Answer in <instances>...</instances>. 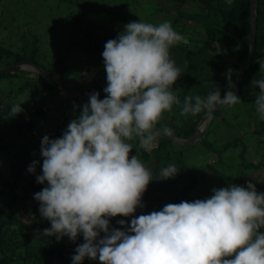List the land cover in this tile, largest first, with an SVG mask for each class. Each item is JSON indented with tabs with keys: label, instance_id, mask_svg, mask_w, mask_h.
<instances>
[{
	"label": "clouds",
	"instance_id": "obj_1",
	"mask_svg": "<svg viewBox=\"0 0 264 264\" xmlns=\"http://www.w3.org/2000/svg\"><path fill=\"white\" fill-rule=\"evenodd\" d=\"M181 43H188L187 36L168 19L125 23L101 53L103 98L92 90L86 102L73 101L74 118L61 135L41 137V172L35 180L44 186L33 198L50 227L40 235L57 241L82 237L70 264L85 258L100 264H264V191L251 180L134 215L144 207L143 193L154 179L141 149L151 153L162 134L174 135L173 128L160 123L164 114L179 105L185 118L202 114L211 120L218 107L231 108L241 100L230 90L231 68L224 73L229 86L223 95L209 80L205 95L178 96L173 85L182 68L171 48ZM251 87L259 89L254 104L264 120V72L251 80ZM11 111L22 112L21 102ZM38 163L33 159L26 171L35 173ZM179 169L169 162L160 168L159 179ZM117 215L130 220L117 219L121 227H112L110 218Z\"/></svg>",
	"mask_w": 264,
	"mask_h": 264
},
{
	"label": "rangeland",
	"instance_id": "obj_2",
	"mask_svg": "<svg viewBox=\"0 0 264 264\" xmlns=\"http://www.w3.org/2000/svg\"><path fill=\"white\" fill-rule=\"evenodd\" d=\"M204 10L199 0H184L182 4L172 0H0V45L9 46L26 54H32V50H35L33 54L44 66L53 70L64 66L69 82L75 84L78 90L100 91L106 85V73L101 56L104 43L109 38H115L125 23L139 18L153 23L168 19L177 31L191 38L187 47L191 55L196 56L202 53L197 41L204 42L206 37L195 21L183 16L179 17L178 13ZM213 43L218 46V42L213 41ZM171 55L179 60L181 55L188 56V53L181 44H177L171 48ZM1 65L3 66L0 63ZM259 65L251 80L258 77L259 72H264V57L260 59ZM251 80L248 90L257 94L259 89L251 87ZM43 82L44 79L35 74L0 80V98L3 99L0 102V172L8 179V184L12 182L13 197L22 204L17 211L28 225L33 226L34 236L40 235L43 229L39 224H33L34 218L40 215L38 208L33 209V202L36 204L35 207H38L39 203L33 198L35 191L29 184L32 173L26 171L27 165L38 158L36 172H41L42 160L39 154L41 137L44 134H48L50 138L61 135L69 120L74 118L73 101L81 104L67 98L62 92L53 98H42L37 94L36 88H40ZM176 93L181 97L183 89L178 88ZM40 100H44L40 107L42 111L35 114V108ZM20 102L23 111L14 114L11 107ZM251 104L253 108L245 107L247 103L244 104L245 106L238 104L239 109L236 105L227 108L223 113V120L220 121L226 120L228 123L220 122L213 128L214 136L209 138L214 141L218 150L233 137L242 138L245 142L244 156L247 162H251L254 166L245 169L241 166L239 144L221 152L222 161L229 168L220 173L219 166L215 162L220 154L194 142L180 149L183 158L181 161L186 167L185 172L181 169V163L176 160L177 155L174 151L178 148L174 147L170 149L172 154L168 163L174 162L180 169L172 177L159 179V171L163 167L161 162H155L152 154L141 155L144 163L151 169L154 179L149 182L143 193L144 207L137 208L134 215L159 210L164 204L178 203L182 198L183 200L203 199L211 195L213 187L226 186L229 183L244 185L245 181L251 180L258 191H264V139L258 141L259 138L264 137V134L256 135L252 132L255 127L254 120L249 118L247 113L253 110L252 116L258 118L263 126L264 120L256 113L254 102ZM174 112L178 113V105H175ZM174 112L165 113L163 120L172 122L174 119V123L178 122L182 125L183 121H180L179 117V120L170 118L169 113ZM205 138L208 139V136L205 135ZM132 153H135V149ZM241 168L244 170L241 171ZM189 173L195 176L196 182L182 196L180 191L185 186ZM120 218L130 220L129 217L117 215L110 218V225L121 227L116 223ZM42 238L68 246L75 242L70 241L66 236L59 241L55 236L42 235ZM72 254V252L65 253L67 260ZM54 260L58 259L54 258ZM85 264H100V262L88 260Z\"/></svg>",
	"mask_w": 264,
	"mask_h": 264
},
{
	"label": "trees",
	"instance_id": "obj_3",
	"mask_svg": "<svg viewBox=\"0 0 264 264\" xmlns=\"http://www.w3.org/2000/svg\"><path fill=\"white\" fill-rule=\"evenodd\" d=\"M172 1H176L179 4L184 2V0ZM199 1L203 4L205 8L204 11H181L178 13L179 17L183 16L186 19L195 21L206 37L204 42H201L200 40L197 41L198 48L202 49V53L200 52L196 56L191 55V52L188 49L189 47H187V44L190 43L191 38L187 37L188 43H181V45L188 53V56L181 55L179 60L172 57L176 61L177 65L182 68V75L173 85L175 92H177L178 88H181V90L183 89V93L181 94L182 98L187 94L205 95L209 90V80L218 84L221 89V94L223 95L225 89L229 86L224 75L225 70L228 68L233 70V83L239 68L247 57L249 50L251 0ZM213 41L218 42V46H216ZM33 51L35 52V50H32V54ZM32 54L22 53L20 51L11 49L9 46L0 45V63L3 64V66L25 60L33 61L58 75L70 87L72 86L73 88L77 89L75 84L69 82V78L66 75L64 66L53 70L50 67L39 63V61L36 59V56L34 54L33 56ZM263 57L264 0H256L255 47L251 62L239 81L238 90L236 92V95L241 98L240 102L238 103L239 105L241 104L245 106L244 104L247 103L245 107L253 108L251 103L254 102L256 94L248 90V85L252 75L260 66V59ZM185 60L188 61L187 65L184 64ZM25 74H35L37 77L44 79L41 87L36 88L37 94L41 95L42 98H53L55 95H58L62 92L66 94L67 98L69 99L76 100L79 103L86 102V100L70 94L63 88L49 81L42 73L38 71L17 69L14 71L0 72V80L7 77H18ZM78 91L83 95L89 93L83 92L81 90ZM99 93L100 98H103L105 93H103L102 90H100ZM2 101L3 99L0 98V102ZM43 103L44 100H40L37 108H35V114H38L42 111L40 107L43 105ZM238 104L235 105L239 109ZM174 107L175 105L173 106L171 112H174ZM227 108L228 107H221L215 111L213 118L206 123L201 136L194 141L201 144L202 147H205L206 149L211 148L213 151L220 154L219 158L215 161L219 166L220 173H223L225 169L229 168V166L222 161L221 152H224L232 147H237L239 144V157L241 160V166L244 169L248 166H254L251 162H247V159L244 156L245 142L242 140V138L233 137L231 141H227L222 144L220 150L215 147L214 141L209 138V136H214L215 133H212L214 132L213 128L218 126L220 122L228 123L226 120L220 121L223 120V113ZM252 112L253 110L247 113V116H249V118H253L254 120L253 122L255 127L252 132L256 135L258 133L264 134V126L262 122L257 120L258 118L253 117ZM169 114L170 118L178 119L179 117L180 121H183L182 125L181 123L178 124V122L174 123V119L172 122L162 119L160 123L173 128L174 136L187 138L194 134L197 123L204 117L202 114H199L196 117L189 116L188 118H185L180 114L179 105L177 114H175V112ZM205 135L208 136V139L205 138ZM262 139H264V137L259 138L258 141H261ZM193 143L179 145L161 135L158 147L153 149L151 153H146L142 150L141 155L149 156L152 154L155 162L160 161L163 166H166L168 159L172 154L170 149L177 147L178 149L174 151L177 155L176 160L181 163V169L185 172L186 167L182 163L183 158L180 149L184 146H190ZM36 160H38V158H36ZM243 168H241V171L244 170ZM39 173L40 172L32 173L31 177L29 178L30 187H33L35 192L41 190L43 187V185L37 183L35 180V175ZM7 180L8 179H6L0 172V264H18V262H21V264H70L71 258L67 260L65 253H73L76 245L83 242V238H77V240L72 245L68 246L65 244L53 243V241L50 239H43L42 235L34 236L32 233L33 226L28 225V223L20 217V212L17 211V208L19 210L22 204L18 199L13 197L12 182L8 184ZM195 182V176L189 173L187 182L180 191L181 195L184 196L185 192L190 190L195 185ZM183 199L184 198H182V200ZM33 204V209L36 210L38 207H35V202H33ZM34 219L35 221H33V224H39L42 229L50 227L49 222L41 218L40 215ZM16 248L18 249V252ZM54 258H57L58 260H54ZM88 260L89 259L85 258L82 261V264H85Z\"/></svg>",
	"mask_w": 264,
	"mask_h": 264
},
{
	"label": "water",
	"instance_id": "obj_4",
	"mask_svg": "<svg viewBox=\"0 0 264 264\" xmlns=\"http://www.w3.org/2000/svg\"><path fill=\"white\" fill-rule=\"evenodd\" d=\"M255 32H256V0H251V20H250V33H249V50L247 57L244 61V63L241 65L239 68L236 77L231 85V89L234 91L236 94L238 90V85L239 81L242 78L246 68L251 62L253 53H254V47H255ZM17 69H29V70H34L42 73L49 81L53 82L54 84L58 85L59 87L63 88L67 92H69L72 95H75L77 97L82 98L83 100L87 101V97L80 94L79 92L75 91L73 88H71L66 82H64L58 75L54 74L53 72L49 71L48 69L42 67L41 65L33 62V61H21L18 63L14 64H9L5 66H0V72H6V71H14ZM219 108L218 107L215 111H217ZM209 120L205 117L200 119V121L196 125V130L194 134L188 138H181V137H176L174 135L168 136L166 134H162V136L166 137L167 139L173 141L174 143H177L179 145H186L193 143L196 139H198L202 131L206 125V123Z\"/></svg>",
	"mask_w": 264,
	"mask_h": 264
}]
</instances>
